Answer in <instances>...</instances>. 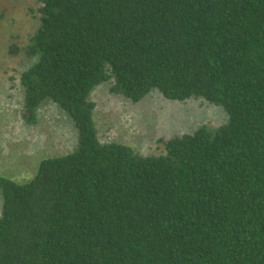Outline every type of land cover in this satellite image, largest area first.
Segmentation results:
<instances>
[{
  "label": "trees",
  "instance_id": "1",
  "mask_svg": "<svg viewBox=\"0 0 264 264\" xmlns=\"http://www.w3.org/2000/svg\"><path fill=\"white\" fill-rule=\"evenodd\" d=\"M36 1L19 116L52 100L78 139L26 182L0 174V264H264V0ZM106 81L227 119L143 155L99 138Z\"/></svg>",
  "mask_w": 264,
  "mask_h": 264
},
{
  "label": "rangeland",
  "instance_id": "2",
  "mask_svg": "<svg viewBox=\"0 0 264 264\" xmlns=\"http://www.w3.org/2000/svg\"><path fill=\"white\" fill-rule=\"evenodd\" d=\"M37 4L0 0V174L17 182L30 180L42 157L73 151L78 139L74 122L52 100L40 104L35 124H26L19 116L18 76L32 62L22 48L36 28ZM90 98L99 138L127 144L143 155L161 153L162 139L171 135L201 125L217 127L227 119L220 106L197 97L172 101L153 90L131 102L112 92L109 81L95 86Z\"/></svg>",
  "mask_w": 264,
  "mask_h": 264
}]
</instances>
